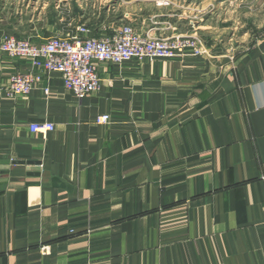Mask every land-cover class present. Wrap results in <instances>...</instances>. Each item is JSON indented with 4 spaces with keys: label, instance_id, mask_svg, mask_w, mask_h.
I'll list each match as a JSON object with an SVG mask.
<instances>
[{
    "label": "crops",
    "instance_id": "obj_1",
    "mask_svg": "<svg viewBox=\"0 0 264 264\" xmlns=\"http://www.w3.org/2000/svg\"><path fill=\"white\" fill-rule=\"evenodd\" d=\"M157 1L0 0V40L191 32ZM181 1L204 54L102 63L81 99L41 68L6 98L31 63L0 50V264H264V0Z\"/></svg>",
    "mask_w": 264,
    "mask_h": 264
},
{
    "label": "built area",
    "instance_id": "obj_2",
    "mask_svg": "<svg viewBox=\"0 0 264 264\" xmlns=\"http://www.w3.org/2000/svg\"><path fill=\"white\" fill-rule=\"evenodd\" d=\"M156 4L174 7L175 11L172 12L179 19L188 18L192 14L188 18L191 32L158 36L152 30L141 33L125 23L109 36L93 37L89 35V27L82 23L76 27V33L72 36H51L38 45L25 39L4 36L0 40V50L10 57L29 59L31 63L30 70L18 71L9 76L4 88L5 97L15 99L27 96L35 83L40 81V76L34 72L35 68L58 73L64 88L81 99L100 89L98 66L102 63L121 64L133 59L204 54L206 48L196 28L199 18H204L209 9H198L181 0H158ZM109 121L110 115L103 113L95 117L94 123L104 125ZM29 129L31 132L46 134L54 129V125L45 121L35 122L29 125ZM261 179L264 182V176Z\"/></svg>",
    "mask_w": 264,
    "mask_h": 264
},
{
    "label": "water",
    "instance_id": "obj_3",
    "mask_svg": "<svg viewBox=\"0 0 264 264\" xmlns=\"http://www.w3.org/2000/svg\"><path fill=\"white\" fill-rule=\"evenodd\" d=\"M16 163V162H13ZM21 163H26L28 166V170L31 173H37L39 172V164L40 162L37 160H28V161H22ZM10 164V160H8L6 157L0 159V174L7 173V166Z\"/></svg>",
    "mask_w": 264,
    "mask_h": 264
},
{
    "label": "rangeland",
    "instance_id": "obj_4",
    "mask_svg": "<svg viewBox=\"0 0 264 264\" xmlns=\"http://www.w3.org/2000/svg\"><path fill=\"white\" fill-rule=\"evenodd\" d=\"M166 6H167V5H166ZM205 8L209 9V11H208L207 13L210 14V13L212 12V10H211V6H209V7H205ZM213 8H214V7H213ZM223 8H224V7H222L221 12L223 11Z\"/></svg>",
    "mask_w": 264,
    "mask_h": 264
}]
</instances>
